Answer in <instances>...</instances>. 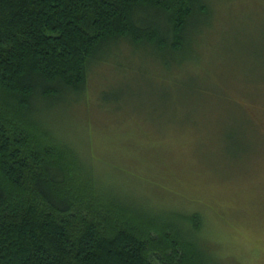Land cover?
Masks as SVG:
<instances>
[{"label": "rangeland", "instance_id": "obj_1", "mask_svg": "<svg viewBox=\"0 0 264 264\" xmlns=\"http://www.w3.org/2000/svg\"><path fill=\"white\" fill-rule=\"evenodd\" d=\"M206 3L188 53L112 46L40 120L104 190L199 214L220 264H264V0Z\"/></svg>", "mask_w": 264, "mask_h": 264}, {"label": "trees", "instance_id": "obj_2", "mask_svg": "<svg viewBox=\"0 0 264 264\" xmlns=\"http://www.w3.org/2000/svg\"><path fill=\"white\" fill-rule=\"evenodd\" d=\"M210 15L206 0H0V264H220L199 214L104 190L38 107L83 97L112 46L188 53Z\"/></svg>", "mask_w": 264, "mask_h": 264}]
</instances>
